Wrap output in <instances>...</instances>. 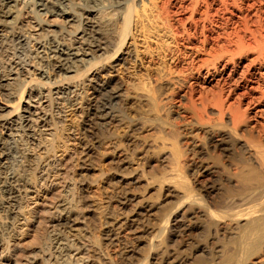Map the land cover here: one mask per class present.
<instances>
[{
	"label": "bare ground",
	"instance_id": "obj_1",
	"mask_svg": "<svg viewBox=\"0 0 264 264\" xmlns=\"http://www.w3.org/2000/svg\"><path fill=\"white\" fill-rule=\"evenodd\" d=\"M16 1L0 0V28H2L0 29V264H37V261L42 264H87L84 249L88 243L87 236L83 233V228L78 225L82 223L81 217L75 213L79 208V201L72 191L74 181L71 180L72 177L68 178L71 171L68 162L74 158L72 148L61 160L62 162L58 163L60 166L65 165L62 174L58 176L60 189L49 190L48 186L56 181L52 177L53 181L51 176L48 182L39 183V188L42 189L37 190L41 191L44 197L53 191L50 205L39 210L27 208L30 213L27 218L24 217L23 211L31 204L26 201L29 199L27 191L36 182L34 173L40 163L55 155L58 142L63 143L62 146L59 145L63 147V152L69 148L66 144L67 137L62 133L64 120L61 115L66 108L64 104L66 99L62 98V94L65 91L73 93L71 102L81 105L85 97V94L77 92V83L71 86L72 89L68 86L62 87V83L78 81L86 73H93L96 69L98 71V68L105 69V62L116 58L119 50L124 46L134 21L146 42L149 41L148 39L155 40L153 49L146 43L145 50L151 60L154 58L149 47L152 51L163 53V57L168 51L169 42H164L162 39L164 36L171 38L170 43H174L175 49L179 44L196 45L204 52L202 66L205 71L201 75L203 81L194 80L193 77H190L192 81H189L191 70L188 69L193 63L191 59H187L186 64L181 65L178 70L184 73L181 81H176L178 91L174 89L176 93L171 90L169 100L173 101L179 97L178 101H181V97H184L188 108L196 112H193L196 114L195 122L203 127L205 122L203 112H206L209 104L216 107L217 127L214 125V128L208 131L207 139H204L206 147L199 151L201 157L211 149L222 152L228 157L223 165L212 163L203 170L205 174H214L217 180L214 186L209 185L210 187L206 188V192L215 191L217 195L214 208L209 206L210 202L209 204L207 202V206L205 203L207 200L204 202L205 198L202 199L201 193H194L193 185L190 186L186 175L181 171L184 167L180 163L183 150L177 146L178 137L175 133L177 126L169 119L172 117L170 105H165L170 101L167 100L160 105L162 101V98H159L162 94L160 85L156 87L150 84L152 87L147 88L141 77L142 81L137 77L136 81L139 83L130 84L134 90L140 89L146 95L148 108L143 113L146 117L152 115L155 118L150 124L154 126L153 122L159 120L160 124L155 122L159 130L163 132L168 128L166 134L169 136H165L170 139L167 141H171L169 143L172 145L171 170L176 172L177 187L184 189L182 197L180 195L177 199L178 207L179 205L180 208L185 207L184 210L181 209L182 214L184 211L198 212V214L200 212L205 217L208 227L216 226L218 221L225 223L227 219L230 222L236 220L234 222L237 224V221L244 220L238 225L237 235L231 238L232 247L225 252L221 261L219 259L220 264L244 263L247 258L257 254L264 245V0H28L32 4L30 11L26 10V5L24 6L25 3H29L28 1L24 4L23 2L18 4ZM104 4L111 7V11L96 18V13H93L96 12L97 7ZM35 8L36 12H34ZM76 9L81 13H77ZM23 28L39 31L38 36L52 33L53 36L67 37V47L63 48L58 47V44L53 45L51 41L46 42L47 45L37 41L36 54L39 53V56L42 54L40 60L41 57L48 56L53 62V70L58 69L61 76L54 80L43 81L30 74L27 69L32 59L29 50L30 36L22 32ZM107 32L110 36L109 32H112L110 42L108 39V41L102 40ZM131 38L134 39L132 36ZM75 41L86 46V49L81 50L82 52L79 49L71 51L73 46L70 45ZM39 48L41 50H38ZM98 51L101 52L96 54ZM247 56L251 57L243 63ZM49 65L51 66V63ZM199 69L195 71L196 78L201 74ZM168 70L170 71L171 68ZM42 72L44 73L45 70ZM213 81L214 86H208ZM34 83L37 84L39 98L33 104L30 103L32 96L29 95V100L23 105L26 88ZM53 85L55 88L51 89ZM83 87L85 90L84 85ZM196 87L197 92H194ZM93 92H98V89L94 88ZM253 103L257 106L252 107ZM162 109L164 118L159 114ZM87 110L95 118L99 117L96 112L98 110L91 104ZM81 113L86 116L85 111ZM225 116L230 120L229 126ZM251 122L259 123L256 136L251 135ZM135 124L137 123L132 125ZM209 124L207 125L211 127V123ZM95 134L92 131L88 136L95 144L100 143ZM101 134L106 139L111 137L105 136L107 135L105 133ZM32 137H35V141H31ZM157 138L165 140L159 136ZM161 143L164 144L162 141ZM32 150H35V153L30 154ZM120 160L124 164L125 161L122 158ZM57 175L58 173L54 174ZM186 182H189L187 184L191 188ZM20 217L23 218L25 226L42 230L35 239L38 244L35 250L25 251L15 241H11L13 225ZM25 231L23 230V233ZM106 236L107 239H111L109 233ZM129 257L130 255L126 254L124 258L130 261ZM169 257L164 259L161 257L162 261L158 262L154 261V258L150 264L186 263L185 260L169 259ZM139 264H146V260Z\"/></svg>",
	"mask_w": 264,
	"mask_h": 264
},
{
	"label": "rangeland",
	"instance_id": "obj_2",
	"mask_svg": "<svg viewBox=\"0 0 264 264\" xmlns=\"http://www.w3.org/2000/svg\"><path fill=\"white\" fill-rule=\"evenodd\" d=\"M27 1L28 0H17L16 2L18 4H22L21 2H23L24 4V2ZM28 2L29 3H25L24 6L26 5V10L30 11L32 4L30 1ZM36 11L37 9L35 8L34 12ZM109 11H111V7L104 4L97 7L96 12L93 14L96 13L95 17L100 18ZM76 12L81 13L78 9H76ZM22 32L30 36L29 50L32 59H30L27 68L30 74L43 81L45 79L54 80L61 76V74L58 73V69L53 70V62H51L52 60H50L48 56L45 58L43 56V58L41 57L42 60H40L42 54L40 56L39 53L36 54L38 52L36 51L38 47L37 41L45 45L48 44L46 42L51 41L53 45L58 44V47L60 46L63 48L65 46L67 47V37H64V39L58 35L53 36L52 33H43L38 36L39 31L31 28H23ZM109 34H111V36L108 35L107 32V35L105 34L102 40H109L110 42L112 32H109ZM141 35L140 29L134 21L132 23L130 36L126 39L124 46L119 50L116 58L105 62V69L98 68V71L96 69L93 73H86L84 76L80 77L78 81L62 83V87L68 86L70 89H72L71 86H75L77 83V92L79 94H85V97L81 105L71 102L74 97L73 93H67L65 91L66 94H62V98L66 99L64 103L66 108L64 107L65 109L61 115L64 120V132L62 133L67 137L66 144L69 148L63 152V147H60L63 143L58 142L57 145L59 148L57 147L55 155L49 157L46 161H42L35 170L36 182H34L33 187L27 191L29 199L26 201L31 204L29 207H25L23 211L24 217L27 218L30 216L27 208L31 207L39 210L41 208H47L48 205H50L53 191L51 194H47L48 197H44L42 192L39 191L42 189L39 188V185L42 181L48 182L51 178L53 181L54 179L56 181L48 186L49 190L56 191L57 188L60 189L59 186L61 184L58 183L60 180L58 176L62 174L65 165L60 166L58 163L62 162L61 160L67 156V152L72 148L71 152H73L74 158H72V162H68V165L71 167L69 169V171H71L68 178L72 177L71 180L74 181H71L74 184L72 186V191L74 197L79 201V208L75 213L81 217L80 220L82 223L78 225L83 228V233L87 236L88 243L84 246L86 250L85 256H87L85 263L139 264L146 260V264H150L154 258H157L156 260L154 259V261L158 262L159 260L162 261V258L164 259L170 256L169 259L176 258L185 260L186 263L183 264H220L225 252L232 247L231 238L235 237L239 232V230L237 232V228L239 229L238 225L241 224L240 222L243 223L244 220L241 219L237 221V224L234 222L236 220L230 222V220L228 221L227 219L224 221L225 223L218 221L219 223L217 222L216 226L209 225L208 227L205 223V217L200 212L198 214V212L192 213L184 211V214H182V210H184L185 207L180 208L181 205L178 207L179 200L177 201V199H179L180 195L182 197L184 189L182 188V190L180 186H178L179 188L177 187V181H175L177 177L175 174L176 172L171 170L173 158L171 157V141H169V143L167 140L170 139H167L168 137L166 138V136H169L166 134L168 128L163 130V132L159 130L158 125H156L161 123L159 120L155 121L157 122L156 124L153 122L154 126L150 124V121L155 120V118L152 117V115H149L150 118L147 115V118L146 114L143 113V111L148 108L146 95L142 90H134L130 85L132 83H139L136 81L138 79L137 77H139V81L141 80L140 77L143 78L142 80L147 88H151V85H155L156 87L160 85V90L162 92L159 97L160 99L162 98L160 105L164 104L169 100L172 92L177 93L178 89L176 85H178V83H176V81L180 82L184 75V73H180L178 70L181 65L186 64L185 61H187V59H191L193 63L188 69L189 71L191 70V73H189L191 75L188 77L189 81H192L190 77H193L194 80L203 81L201 75L205 71L203 69L204 66H202L204 52L202 48L196 45L182 46L179 44L176 50L174 43H170L171 38L164 36L162 39L165 43L169 42V48L168 51L165 52L167 55L164 53L166 57H163V53L151 50L155 46V40L148 39L149 41L146 42L142 38L143 35ZM131 36L134 37V39L131 38ZM146 43L150 44L149 46L151 49L149 47V51H151L152 57L154 58L152 60L145 50ZM70 46H73L72 49H70L71 51H77L79 49L80 52H82L81 50L86 49V46L81 45L77 41ZM38 50H41V48ZM170 51L173 53H169ZM86 52L90 53L88 50H86ZM100 52L101 51H98L96 54ZM250 57L251 56H247L243 60V63H245L246 60L248 61ZM50 63L51 66L49 65ZM37 67L40 68L38 69ZM168 68H171V70L169 71ZM198 68L201 69V74L197 75L196 78L195 71ZM43 70H45L44 73L42 72ZM158 71H161V73H157ZM171 71L173 72L170 73ZM93 75H95V77ZM25 76L27 75L25 74ZM184 82L186 83V79H184ZM214 84L215 82L213 81L208 86H214ZM54 86L55 85H53L51 89H54ZM94 88L98 89V92L94 93ZM174 89L177 91H174ZM171 90L173 91L171 92ZM186 91L187 87L185 89V92ZM194 92H197V87ZM29 95L32 96V101H30V103L34 104L39 98L37 84H31L26 88L23 105L29 100ZM181 98V101H178V99H180L178 97L176 100H169L170 102L167 101V103H165V105L167 104L166 106L170 105L172 117L169 119L177 126L176 130L178 132L175 131L178 137L176 139L177 146L180 147L179 149L183 150V152L181 150L180 163L184 167L181 171L186 175V180L190 182V186L191 184L193 185L192 190L194 193H201L202 199L205 198L203 199L204 202L207 200L205 203L207 204L208 202L209 204L210 202L209 206L214 208L213 206L216 204L215 197L217 195L215 191L206 192V188L214 186L213 184H216L217 180L214 174H205L203 170L212 163L214 165L219 164V166L223 165L228 157L225 156L224 153L217 152L213 149L206 153L205 156L203 155L204 157H201L199 151L206 147V140L204 139H207L208 131H211L214 125H217L216 121L218 120L215 118L217 117L215 111L216 107L209 104L206 108V112H203V115L205 114L203 127L195 122L196 114L193 113L195 111H191L190 107L188 108L184 97ZM171 102H173V104ZM244 102H246V100ZM88 103L99 111H96L99 117L95 118L94 115L92 116V114L87 112V108L90 105ZM173 105L175 106L173 107ZM254 106H257L256 103L252 104V107ZM83 111H85V117L84 113H81ZM206 113L211 118L208 115L206 116ZM159 114L162 115V118L165 117L163 109ZM159 117L160 116H158V118ZM225 117H227L225 119L228 124L227 126H229L230 120L228 116ZM248 120L250 121L251 118ZM207 122L211 123L212 126L209 127L210 124ZM131 123L137 124L132 125ZM205 123L209 124V126L207 124L205 125ZM258 124V122H251V135L256 136V132L259 130ZM218 126L220 125L218 124ZM92 131L94 134L97 132L95 135L100 140V143L95 144L93 139H90L91 137L88 135L89 132ZM101 133H105L107 134H104L105 136H111L112 138L106 139ZM156 133L159 134V138H165V140L158 139ZM32 138L31 141H33L35 137ZM161 141L164 144H162ZM197 148H199V150ZM31 152L35 153V150L30 151V154ZM121 158L125 161L124 164H122ZM55 171L58 173L57 176H54V174H56ZM46 173L48 176H46ZM189 182H186V184ZM205 203L204 205H206ZM166 217L168 218L165 222ZM13 226L14 231L11 241H15V243L25 251L35 250L38 245L35 239L42 233V230H34V228L30 226H25L24 220L21 217ZM23 230L26 231L23 233ZM163 230H165V232ZM19 232L22 234H18ZM108 233L111 235L110 240L107 239L108 237L106 236ZM263 248L264 245H262L261 251L259 250L257 254L255 253L251 258H247L244 263H242L264 264ZM126 254L130 255L129 260L131 262L124 258ZM36 263L42 264L40 261Z\"/></svg>",
	"mask_w": 264,
	"mask_h": 264
}]
</instances>
